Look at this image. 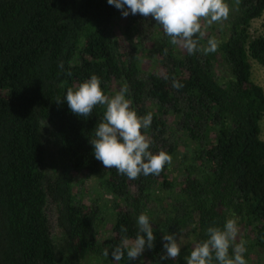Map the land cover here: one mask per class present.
<instances>
[{
	"label": "trees",
	"instance_id": "trees-1",
	"mask_svg": "<svg viewBox=\"0 0 264 264\" xmlns=\"http://www.w3.org/2000/svg\"><path fill=\"white\" fill-rule=\"evenodd\" d=\"M226 3L227 20L202 19L194 37L200 49L217 39L218 50L190 55L151 16L130 13L116 35L122 11L107 0H0V264H136L126 253L114 260L111 250L122 235L135 238L141 213L156 236L144 251L149 264H186L207 229L232 218L236 243L247 242L246 261L264 256V92L250 78L248 60L264 68V33L248 30L264 0ZM139 49L155 67H141ZM93 74L109 96L127 84L137 114H153L141 132L150 151L172 156L159 175L129 180L95 159L90 140L106 106L81 117L64 99ZM173 78L183 87L174 88ZM47 146L55 152L50 171ZM174 169L178 174L168 176ZM84 174L96 176L109 202L81 198L74 183ZM47 202L62 243L50 233ZM164 233L181 236L175 260L159 259Z\"/></svg>",
	"mask_w": 264,
	"mask_h": 264
},
{
	"label": "clouds",
	"instance_id": "clouds-1",
	"mask_svg": "<svg viewBox=\"0 0 264 264\" xmlns=\"http://www.w3.org/2000/svg\"><path fill=\"white\" fill-rule=\"evenodd\" d=\"M107 2L120 9L124 17L130 13L151 16L170 37L171 44H180L190 55L197 51L208 54L218 50L220 41L217 39H208L207 47L200 49L199 42L194 37L202 31V19L211 25L227 20L230 13L226 0H107ZM58 67L63 70V61ZM67 74L71 75L70 72ZM172 86L177 90L183 87L174 78ZM128 91L127 84H124L114 95H106L101 88V79L93 74L75 88L69 87L64 99L71 112L81 117L90 116L97 105L106 106L103 119L94 130L95 138L90 140L95 159L102 162L106 169L115 168L129 180H136L141 175H159L166 164L172 163V156L164 150L155 154L150 151L151 141L142 134L141 129L150 127L153 114L149 112L139 116L132 108L131 100L127 98ZM137 226L138 232L134 239L122 235L120 243L112 248L111 256L114 260H121L125 253L129 260H137L146 248L154 247L156 236L150 217L141 213L137 217ZM121 232L126 233L127 229L121 226ZM238 232L235 218L228 219L223 227H209L207 239L194 245L190 255L185 257L186 264H214V260L217 264H247L244 257L247 242L240 240L236 243ZM163 241L164 252L159 257L160 261L178 258L181 254V245L177 234L164 233ZM230 248L233 253L231 255ZM104 255H109L107 249Z\"/></svg>",
	"mask_w": 264,
	"mask_h": 264
},
{
	"label": "rangeland",
	"instance_id": "rangeland-1",
	"mask_svg": "<svg viewBox=\"0 0 264 264\" xmlns=\"http://www.w3.org/2000/svg\"><path fill=\"white\" fill-rule=\"evenodd\" d=\"M124 20H125V17L122 16V13H120L119 16L116 18V24H115V34L116 35H118L121 32L120 30L122 29ZM150 27L151 26H149V28ZM248 30H249L250 35L252 36L258 33H264V8L258 17H254L250 19ZM137 54L139 56L138 60L143 69H152L153 67H155L153 66V64L155 63L154 58L149 57L148 51L146 50L141 51L139 49L137 51ZM248 60L250 63V78L257 84H259L262 87L263 92H264V68L261 65H259L256 61H254L253 59L249 58ZM115 86H117V84H115ZM170 117L171 116L169 115L167 119H170ZM259 126H260L259 135L261 138H263L264 137V114L262 118L260 119ZM45 154H46L44 158L45 169L47 171H50L52 164L54 162V159H55V152L53 148H49V146H47V150ZM168 173H169L168 176L170 175L174 176L175 174H178V171L174 169ZM74 188L76 189V192L81 196V198L87 202L95 196H97L98 199L100 200H102V198H105L103 200L108 201L106 195H105L106 197L102 196L103 194H101V190L99 189V186L97 184L96 176L93 174H84L82 177V181L74 183ZM45 211L47 214V219H48V223L50 226L51 235L54 237L56 242L62 243L61 237H60V230L58 229L57 225L55 224V220H54L55 209H54V205L52 202L46 203ZM105 222L106 224H103V226L100 227L101 231L107 230V226L109 225L111 220L106 219ZM178 241L181 242V236L178 237ZM250 255H251V258L247 261V264H264V256L262 254L258 253L257 256L256 254L255 255L250 254ZM90 264H109V262L103 261V260L102 261L92 260ZM136 264H149V260L147 256L143 253L142 256L136 260Z\"/></svg>",
	"mask_w": 264,
	"mask_h": 264
}]
</instances>
